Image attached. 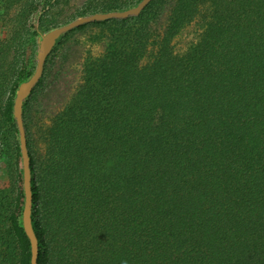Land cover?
Wrapping results in <instances>:
<instances>
[{
	"label": "trees",
	"instance_id": "1",
	"mask_svg": "<svg viewBox=\"0 0 264 264\" xmlns=\"http://www.w3.org/2000/svg\"><path fill=\"white\" fill-rule=\"evenodd\" d=\"M54 1L25 0L0 47V264H31L13 106L34 71L35 16ZM153 2L93 21L106 50L49 123L24 120L37 264H264V0H174L163 31ZM194 20L198 39L177 52Z\"/></svg>",
	"mask_w": 264,
	"mask_h": 264
},
{
	"label": "rangeland",
	"instance_id": "2",
	"mask_svg": "<svg viewBox=\"0 0 264 264\" xmlns=\"http://www.w3.org/2000/svg\"><path fill=\"white\" fill-rule=\"evenodd\" d=\"M158 1L163 2L160 4ZM24 2L25 0H0V47L2 42L22 30V26L17 20H20L19 13L23 9ZM88 2L89 0H62L60 3L54 1L51 6H47L43 11L36 14L34 30L37 33V41L34 68L41 34L78 16L91 13L79 12ZM173 6L174 0H155L153 2V10L156 8V12H158L153 20V26L156 30L163 31L165 29ZM29 18H27V22ZM92 22L84 23L87 24L85 27H75L63 34L49 54L40 83L34 87L32 94L25 101L27 112L25 116L23 115V119L33 129L49 123L51 118L69 102L83 82L88 56H97L106 50L110 37L108 28L104 25H93ZM201 31L199 21L194 20L186 25L173 39L172 44L175 50L177 52L185 51L191 43L198 39ZM100 33H103L104 36L95 39V35ZM7 179L8 176L2 169L0 171V185L7 184Z\"/></svg>",
	"mask_w": 264,
	"mask_h": 264
},
{
	"label": "water",
	"instance_id": "3",
	"mask_svg": "<svg viewBox=\"0 0 264 264\" xmlns=\"http://www.w3.org/2000/svg\"><path fill=\"white\" fill-rule=\"evenodd\" d=\"M151 0H140L137 4L117 10L95 11L86 15L78 16L71 21L59 26H55L40 36L38 49L36 52V65L33 73L18 85L14 98L13 115L17 121L19 129V140L22 155L23 168V185L25 193V203L22 214V223L25 232L31 242V264H37L38 256V238L32 224V171L30 166V155L28 150L26 128L23 119L24 102L30 97L34 87L37 85L43 75L46 60L56 45L57 41L63 34L78 27L84 23L92 21H103L112 18H128L130 16L139 15Z\"/></svg>",
	"mask_w": 264,
	"mask_h": 264
},
{
	"label": "clouds",
	"instance_id": "4",
	"mask_svg": "<svg viewBox=\"0 0 264 264\" xmlns=\"http://www.w3.org/2000/svg\"><path fill=\"white\" fill-rule=\"evenodd\" d=\"M120 264H129V262L125 259V260H121Z\"/></svg>",
	"mask_w": 264,
	"mask_h": 264
}]
</instances>
